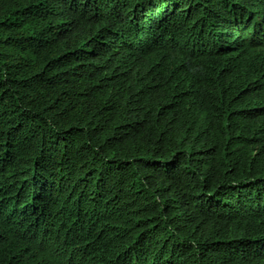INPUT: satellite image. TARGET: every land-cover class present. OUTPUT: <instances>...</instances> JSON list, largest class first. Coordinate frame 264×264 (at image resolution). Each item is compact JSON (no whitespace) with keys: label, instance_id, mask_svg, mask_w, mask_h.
<instances>
[{"label":"trees","instance_id":"obj_1","mask_svg":"<svg viewBox=\"0 0 264 264\" xmlns=\"http://www.w3.org/2000/svg\"><path fill=\"white\" fill-rule=\"evenodd\" d=\"M0 264H264V0H0Z\"/></svg>","mask_w":264,"mask_h":264}]
</instances>
